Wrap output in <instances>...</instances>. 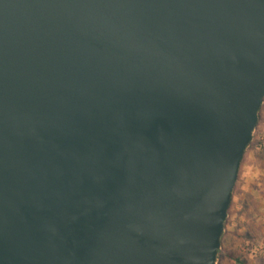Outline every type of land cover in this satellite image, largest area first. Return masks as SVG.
<instances>
[{"label": "water", "instance_id": "water-1", "mask_svg": "<svg viewBox=\"0 0 264 264\" xmlns=\"http://www.w3.org/2000/svg\"><path fill=\"white\" fill-rule=\"evenodd\" d=\"M264 103V0H0V264H217Z\"/></svg>", "mask_w": 264, "mask_h": 264}, {"label": "rangeland", "instance_id": "rangeland-1", "mask_svg": "<svg viewBox=\"0 0 264 264\" xmlns=\"http://www.w3.org/2000/svg\"><path fill=\"white\" fill-rule=\"evenodd\" d=\"M220 251L217 264H264V103L240 166Z\"/></svg>", "mask_w": 264, "mask_h": 264}, {"label": "trees", "instance_id": "trees-1", "mask_svg": "<svg viewBox=\"0 0 264 264\" xmlns=\"http://www.w3.org/2000/svg\"><path fill=\"white\" fill-rule=\"evenodd\" d=\"M220 254H221V251H219L218 256H219ZM229 257L232 258V256H230V255H229ZM235 260H236L238 263H242V261H241L239 258H236Z\"/></svg>", "mask_w": 264, "mask_h": 264}]
</instances>
